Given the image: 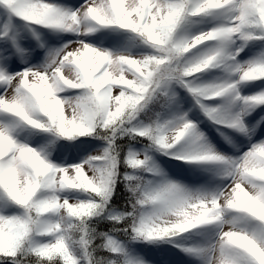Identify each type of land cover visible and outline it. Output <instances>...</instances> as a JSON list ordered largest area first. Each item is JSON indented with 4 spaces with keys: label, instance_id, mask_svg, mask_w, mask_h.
I'll use <instances>...</instances> for the list:
<instances>
[{
    "label": "snow or ice",
    "instance_id": "obj_1",
    "mask_svg": "<svg viewBox=\"0 0 264 264\" xmlns=\"http://www.w3.org/2000/svg\"><path fill=\"white\" fill-rule=\"evenodd\" d=\"M16 20L44 49L42 61L23 46ZM38 28L50 31L47 40ZM257 42L264 0H0V264H149L120 233L171 244L201 264H264V139L252 141L246 120L264 108V88L242 93L264 81V49L239 58ZM174 85L214 123L248 136L246 150H216L187 113L134 123L152 104L175 103ZM124 136L217 165L220 184L191 188L147 154L122 157ZM92 140L105 146L90 152ZM182 141L198 147L181 151ZM121 182L129 210L115 213ZM208 228L216 231L202 242H181ZM156 251L169 264V250Z\"/></svg>",
    "mask_w": 264,
    "mask_h": 264
},
{
    "label": "rangeland",
    "instance_id": "obj_2",
    "mask_svg": "<svg viewBox=\"0 0 264 264\" xmlns=\"http://www.w3.org/2000/svg\"><path fill=\"white\" fill-rule=\"evenodd\" d=\"M57 2L65 3L67 0H57ZM17 30L22 39V44L26 48L34 49L35 54H38L40 62L44 58V49L38 46L39 42L29 31L28 25L22 20L15 21ZM210 26V25H208ZM41 33V38L47 40L51 35L48 29L38 28ZM262 49H264V42H257L249 44L245 48L244 52L240 54L242 61H247L251 57L257 55ZM142 49H136L141 51ZM223 74L220 72L207 73L202 76V79L213 80ZM264 88V81H258L254 84L245 85L242 88L243 95H250L253 92L259 91ZM176 102L172 103L168 108V111L163 114V119H171L174 114L187 113L188 118L197 124L198 131L203 134L206 142L213 146L216 150L226 153L228 155H239V152L246 150L249 145V137L232 129L222 127L213 121H210L203 115V110L196 104L193 97L187 92L186 89L179 85L173 86ZM209 106H219L223 103V100L206 101ZM264 116V108H258L252 112L246 120L250 128H253L252 141L258 139H264V123H261L259 127H256L257 121L260 117ZM134 123L146 124L142 119ZM92 147L90 152L102 150L104 142L101 140H92ZM198 145L191 142H181L177 145V149L194 150ZM239 149V152L237 151ZM131 150L139 154H147L151 159L149 163L158 169H160L168 179L181 182L191 188L200 187H216L220 184V178L218 176V166L214 164H191L185 163L181 160L172 159L169 155H165L163 152L154 147H148L144 144L136 143L131 146ZM148 179L159 180L161 177H153L151 174ZM115 213H119L118 209L114 210ZM227 230V228L225 229ZM215 228L203 229L200 231L185 234L186 239L181 242L187 245H193L202 242L208 233H214ZM108 232V231H103ZM118 238L125 243L132 254L142 257L147 260L149 264H158L160 260V253L156 249L163 248L169 250L167 252V259L169 264H201V262L190 255H187L179 248H173L171 244H153L143 241H130L126 238L119 236Z\"/></svg>",
    "mask_w": 264,
    "mask_h": 264
},
{
    "label": "trees",
    "instance_id": "obj_3",
    "mask_svg": "<svg viewBox=\"0 0 264 264\" xmlns=\"http://www.w3.org/2000/svg\"><path fill=\"white\" fill-rule=\"evenodd\" d=\"M171 104L166 107H162L160 103H155L149 106L143 113L140 115V119H142L146 124L150 123L153 119L156 118V114H160V118L162 119L163 114L168 111V108ZM118 143L123 147V151L121 156L123 157L129 150H131V146L136 143L144 144L150 147V141L145 138H137L136 140H131L128 136H124L122 139L118 141ZM155 148V147H154ZM121 174L123 175L124 172L131 173V169L126 168L124 164H121ZM147 179L149 178L150 174L147 172L142 173ZM130 193L126 190L124 182H121L116 187V194L112 197V206L113 209H118L120 212L127 211L128 209V200H129ZM101 231H109L112 227V222L109 220H104L100 224ZM126 238L128 242L131 241L130 237L124 235L123 233L118 234Z\"/></svg>",
    "mask_w": 264,
    "mask_h": 264
}]
</instances>
